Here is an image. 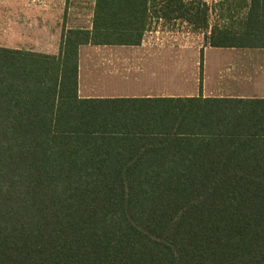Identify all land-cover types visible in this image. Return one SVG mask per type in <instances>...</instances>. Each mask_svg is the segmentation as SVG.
Wrapping results in <instances>:
<instances>
[{
  "label": "trees",
  "instance_id": "1",
  "mask_svg": "<svg viewBox=\"0 0 264 264\" xmlns=\"http://www.w3.org/2000/svg\"><path fill=\"white\" fill-rule=\"evenodd\" d=\"M202 0H95L58 56L0 47V247L24 264H264V99L80 98L79 48L137 46L147 18L264 48Z\"/></svg>",
  "mask_w": 264,
  "mask_h": 264
},
{
  "label": "crops",
  "instance_id": "2",
  "mask_svg": "<svg viewBox=\"0 0 264 264\" xmlns=\"http://www.w3.org/2000/svg\"><path fill=\"white\" fill-rule=\"evenodd\" d=\"M204 1L210 5V10L213 9L211 2L217 3V0ZM94 7L95 0H0V47L58 56L64 33L69 30L93 29ZM249 7L250 0H246L245 7L241 8L242 20L248 14ZM210 10L208 23H211ZM220 12L214 7L219 27H237L230 25L228 20L226 23L223 11ZM147 24L148 29L137 46H80V98L264 99V48L211 47L207 42L209 47L203 51V57L211 49L240 53V57L231 59L228 56L224 58L223 66L213 67L210 72L204 67L201 70L202 87L198 92L199 81L197 74L192 73V67H186V71H182L175 61L163 59V56L186 53L187 49L162 48L156 43L160 35L178 33L172 26H181L187 35L194 32L193 28L181 19L166 22L151 16L147 18ZM38 38L42 40L41 47L33 42ZM84 68L88 70L85 71L88 74L85 77L90 82L87 86L84 85L86 89L82 86ZM163 71L165 75L176 72L184 77L183 93L174 94L164 89L168 84L163 85ZM169 80L172 81V78Z\"/></svg>",
  "mask_w": 264,
  "mask_h": 264
},
{
  "label": "rangeland",
  "instance_id": "3",
  "mask_svg": "<svg viewBox=\"0 0 264 264\" xmlns=\"http://www.w3.org/2000/svg\"><path fill=\"white\" fill-rule=\"evenodd\" d=\"M78 1V0H74ZM80 1H89V0H80ZM206 5H208L204 0H202ZM246 0H217V3L211 2L212 10H210L209 20L211 23L210 28L212 26H218L219 19L216 18V15L214 14V7L219 9V12L223 11V16H225L226 23L227 20L229 21V24L238 26V23L242 21L243 13L241 12V8L245 7ZM210 7V5H208ZM210 9V8H209ZM220 12V13H221ZM220 13H218V16H220ZM225 13V14H224ZM37 25V24H36ZM37 27V26H36ZM222 27V26H221ZM24 28V27H23ZM22 28V29H23ZM172 28L175 30H178V33L175 35L171 34H164L160 35V38L156 40V43L161 46L162 48H174V49H187V52L181 53L179 55H172V56H163V59H169L171 61H175L177 64V67H180L182 71H186V67H192V73L194 75L197 74L198 77V86L197 91L200 92V89L202 87L203 77H202V69L205 67L206 70L209 72L212 71L213 67H221L224 64V58H239L240 53L235 54L226 52L225 50H218V49H211L209 50L203 57V51L209 47L207 44L206 37L209 35V30L207 31H197L193 32L191 35H187L185 32V29L183 30L180 27L172 26ZM237 28V27H235ZM203 33L205 35L203 36ZM39 47H41L42 40L38 38L36 41ZM183 51V50H182ZM35 53V52H33ZM234 55V57H233ZM242 55V54H241ZM98 59V58H94ZM85 61V60H84ZM201 63L203 66L201 67ZM199 68V69H198ZM179 69V70H180ZM85 71L88 72V70L84 68V73L82 76V86L84 89V85H88L90 82L86 79ZM172 78V81L169 80V78ZM184 77L182 75L176 74V72H168L166 75L163 71V85H165V90L172 92L174 94H181V90L184 91ZM189 88V87H188ZM186 89V88H185ZM10 249L0 247V264H24L22 261H19L17 258L13 257L11 258L9 256Z\"/></svg>",
  "mask_w": 264,
  "mask_h": 264
}]
</instances>
